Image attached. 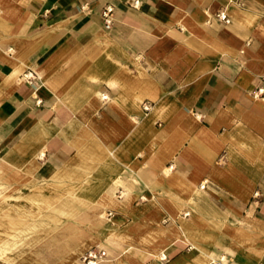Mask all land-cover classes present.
<instances>
[{
	"label": "crops",
	"instance_id": "0c3cea01",
	"mask_svg": "<svg viewBox=\"0 0 264 264\" xmlns=\"http://www.w3.org/2000/svg\"><path fill=\"white\" fill-rule=\"evenodd\" d=\"M262 75L264 0H0V186L51 188L70 264L87 206L101 264H264Z\"/></svg>",
	"mask_w": 264,
	"mask_h": 264
},
{
	"label": "rangeland",
	"instance_id": "374dc122",
	"mask_svg": "<svg viewBox=\"0 0 264 264\" xmlns=\"http://www.w3.org/2000/svg\"><path fill=\"white\" fill-rule=\"evenodd\" d=\"M142 109L147 111L143 108V104ZM49 189L51 188L36 187L30 182H28V186H0V264H70L67 258L69 249L65 253L60 250V257L52 256L50 253L53 234L57 233L58 235L61 231L59 225L67 220L57 218L58 225L52 223L53 211L50 202H36L34 198L36 194L33 195L35 190L42 193ZM84 210H87L86 217H84L85 212L83 211L79 213V219L68 220L72 221L79 230L84 231L89 241L81 253L90 246L99 244L103 246L102 244H105L107 239L94 237V235L100 234L99 225L96 224L98 218H94L90 214L89 206ZM54 213L56 214V211ZM103 213L107 218L113 216L108 210H104ZM53 227L55 229H52ZM64 231L66 235L64 234L63 237L67 238L70 232L69 228L65 227ZM61 237L60 235L59 238ZM66 246L67 248L72 247L71 242ZM54 247L55 249L62 248L63 244L59 243ZM117 252L119 249H116L115 253Z\"/></svg>",
	"mask_w": 264,
	"mask_h": 264
},
{
	"label": "built area",
	"instance_id": "2783aa9c",
	"mask_svg": "<svg viewBox=\"0 0 264 264\" xmlns=\"http://www.w3.org/2000/svg\"><path fill=\"white\" fill-rule=\"evenodd\" d=\"M137 4V1H134V5ZM112 13H113V8L111 5H106L104 6L103 10H102V19H103V23L105 28H110V25L112 23L113 17H112ZM214 18L217 19L218 21L224 22V23H229L230 19L227 16L226 12L224 9H220L218 10L215 14H214ZM24 77L27 80H33L34 76L32 74V72H26L24 74ZM30 82V81H29ZM249 94L252 98L254 99H264V75L259 76L257 83L254 85V87L249 91ZM143 108L145 110H148L149 106L146 104H143ZM204 183L203 182L200 187H204ZM258 193L255 192L254 196H257ZM188 213L186 212L183 215H187ZM107 256L106 251L104 249H102L99 246H91L88 249H86L80 256V261L82 264H98L100 261H102L105 257ZM162 260V259H161ZM166 259L163 258L162 261H164Z\"/></svg>",
	"mask_w": 264,
	"mask_h": 264
},
{
	"label": "bare ground",
	"instance_id": "6f19581e",
	"mask_svg": "<svg viewBox=\"0 0 264 264\" xmlns=\"http://www.w3.org/2000/svg\"><path fill=\"white\" fill-rule=\"evenodd\" d=\"M102 97L105 98L106 96H105V95H102ZM38 157H43V153L39 154ZM102 249H103V248H102ZM105 251H106V250H105ZM106 254H107V256H108L107 251H106ZM76 256H77V258H76V260H75L76 263H77V264H81V261H80V258H79V257H80V256H79V253H78ZM76 256H75V257H76ZM107 256H106L102 261H100L98 264H101V263L105 262L106 260H108V259H107ZM163 258L166 259V256L163 255V254L160 255V260H161V259L163 260ZM74 259H75V258H74Z\"/></svg>",
	"mask_w": 264,
	"mask_h": 264
}]
</instances>
